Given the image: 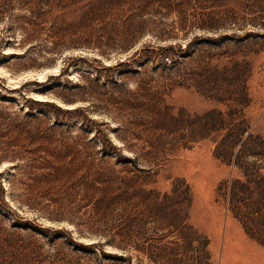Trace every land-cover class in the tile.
Here are the masks:
<instances>
[{
  "label": "rangeland",
  "instance_id": "obj_1",
  "mask_svg": "<svg viewBox=\"0 0 264 264\" xmlns=\"http://www.w3.org/2000/svg\"><path fill=\"white\" fill-rule=\"evenodd\" d=\"M149 83L178 126L152 130ZM48 128L91 169L33 152ZM47 160L66 170L32 180ZM0 185V264L34 240L71 264H264L243 218L264 230V0H0ZM173 189L186 233L155 208Z\"/></svg>",
  "mask_w": 264,
  "mask_h": 264
},
{
  "label": "trees",
  "instance_id": "obj_2",
  "mask_svg": "<svg viewBox=\"0 0 264 264\" xmlns=\"http://www.w3.org/2000/svg\"><path fill=\"white\" fill-rule=\"evenodd\" d=\"M167 52H171L172 48L164 49ZM165 57H169V55H165ZM154 89L153 86L149 84H146L143 86V88H140V91L142 93V98H147L148 102V108L152 111V120H150V126L152 127L153 131H159L161 130L164 126L170 127H176L178 126V122L180 121V116L178 117H173L169 109H166L165 111H162L159 108V102L161 100V97L159 101H157V97L161 94L160 91L152 92ZM39 102V101H36ZM57 107V106H56ZM60 108V107H58ZM148 122V123H149ZM148 128H146L147 130ZM175 129V128H174ZM52 128H48L45 131L46 132H41V135H32L30 137L31 143L32 144H38L37 148L33 150V152H50L51 156H57V158H67L71 155H73L74 161H77L80 166L87 167L88 169H91V167L95 164V160H91V155L92 153L88 152H82L78 150V146H75L73 149L69 148L67 146L65 137L56 139L54 135L51 134ZM176 130V129H175ZM39 134V133H37ZM46 145L49 146H54L53 148H50ZM42 158V157H40ZM40 158L33 159V163L28 165L29 169H34V168H39L36 162H39ZM105 158V156L103 157ZM129 159V158H127ZM104 162H107L106 159H103ZM125 161L124 157L120 158L119 163L123 165V162ZM103 162V161H102ZM237 161H233V164H236ZM45 169H48L49 171L47 173H38V174H33L31 175V179L34 181H38L40 178L43 179H51V178H57V176L60 174L59 172H62L63 170H66V164H63L59 167H55L52 165L51 160H47L45 164ZM244 179L249 181V182H244L241 183L239 180H235L233 185L230 187V203L236 206L237 202V197L238 194L236 193V187H241L242 189L247 188V183H250V176L248 174V171H245L244 174ZM95 183L97 179L94 180ZM94 183V184H95ZM94 184L91 186L93 187ZM4 191L2 185H0V192ZM243 194V193H242ZM118 198V197H117ZM1 201V199H0ZM186 198H185V193H179L176 189H173L172 194H165L163 200L158 202L155 205V208L158 210L160 218L164 217L163 215H177V218L179 219V224L177 226V231L181 233H186V231L190 230L191 228L188 227L186 224L183 225V221H185V217L181 218L180 213L183 211V204L185 203ZM164 214H161V213ZM247 219V223H251V227L249 232H253L254 236L261 241V237H264V230L260 229L258 225L252 223L255 222L254 219H250L248 217H243ZM246 224V223H245ZM11 229L13 230H24L26 232H30V238H34L36 235H44L46 232H52L54 229H49V228H43L42 226H34L31 223H22L21 221L14 222L10 225ZM3 219L0 218V229H3ZM55 233L61 234L63 231L62 230H54ZM17 234L18 232H14V234ZM54 233V234H55ZM261 236V237H260ZM53 242V243H51ZM48 242L50 245L55 246V241ZM37 241L34 240L30 245H20L18 248L15 249V255H14V261L11 264H71L70 262H65V256H64V251H61L58 254H54L51 257L44 256L42 253V248L41 246L37 245ZM71 243L74 246V251H78L84 254H87L90 249H94L96 247L94 244L92 245H79L73 239H71ZM31 245H34L33 248H31ZM30 250V251H29ZM104 254V253H103ZM105 255V254H104Z\"/></svg>",
  "mask_w": 264,
  "mask_h": 264
}]
</instances>
